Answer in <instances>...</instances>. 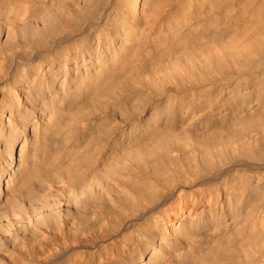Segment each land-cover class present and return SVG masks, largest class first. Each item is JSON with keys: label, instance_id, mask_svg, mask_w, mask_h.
<instances>
[{"label": "bare ground", "instance_id": "obj_1", "mask_svg": "<svg viewBox=\"0 0 264 264\" xmlns=\"http://www.w3.org/2000/svg\"><path fill=\"white\" fill-rule=\"evenodd\" d=\"M0 264H264V0H0Z\"/></svg>", "mask_w": 264, "mask_h": 264}]
</instances>
